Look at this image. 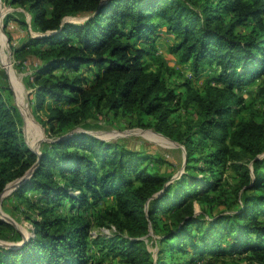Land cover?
<instances>
[{"label":"trees","instance_id":"16d2710c","mask_svg":"<svg viewBox=\"0 0 264 264\" xmlns=\"http://www.w3.org/2000/svg\"><path fill=\"white\" fill-rule=\"evenodd\" d=\"M5 1L30 15L29 24L14 16L32 30L12 48L38 59L34 106L55 104L46 111L52 125L76 127L103 108L145 117L184 147L186 167L195 171L168 183L139 167L151 155L82 130L56 136L37 154L0 92V195L13 183L11 194L32 213L29 238L19 247L0 245V264H91L90 246L121 264H193L206 254L247 251L264 264V120L244 117L248 108L235 91L260 80L264 104V0ZM244 25L248 32L237 31ZM162 32L173 34L169 50L194 78L206 74L201 88L190 80L182 92L170 86L157 52ZM189 108L194 119L178 124L173 116ZM227 166L238 177L237 208L196 213L193 200L220 189ZM103 199H113L101 215L115 228L110 236L93 238L86 218L59 212ZM150 222L169 262L155 259L140 238ZM8 227L0 218V237Z\"/></svg>","mask_w":264,"mask_h":264},{"label":"rangeland","instance_id":"374dc122","mask_svg":"<svg viewBox=\"0 0 264 264\" xmlns=\"http://www.w3.org/2000/svg\"><path fill=\"white\" fill-rule=\"evenodd\" d=\"M214 1V0H213ZM14 16L26 20L30 23L28 11L18 6H10L5 0H0V92L7 103L17 109L20 118V128L23 133L26 146L35 153H40L41 149L48 148L47 142L51 141L61 134H72L73 131L82 130L92 134L104 141L115 142L120 146L135 149L141 153L151 155V161L140 163L139 167L145 166L150 172H157L162 176L169 178V182H174L183 174L194 173L190 167H186L187 156L184 147L173 139L155 131L147 125V118L137 119L135 115L121 110L114 112L103 108L99 111H92L90 116L83 120L80 125L73 127L59 128L58 124L50 122L46 113L48 106H54L53 102L45 104L46 110H37L34 106V96L31 89V76L38 59L30 52L15 54L13 46L18 45L26 38L31 27H24ZM249 25L237 27L239 32H248ZM33 34V31H31ZM174 41L173 34L162 32L158 39L157 52L160 54V60L169 67L168 83L174 87L177 92H182L181 86L186 80H190L191 85L201 88L207 81L202 74L196 78L190 67L179 62L175 54L171 53L169 48ZM156 61H151V69L156 67ZM259 81L243 87L241 90H235L245 103L247 110L243 113L244 117H249L250 113L255 114L257 119L264 120V104L257 97V87ZM258 83V84H257ZM61 108H68V104L61 102ZM173 119L178 124L186 123L194 119V109L180 110ZM183 128V127H181ZM159 158V160L157 159ZM188 165V164H187ZM192 165V163L190 164ZM223 183L220 189L210 191L209 199L204 200L196 198L193 200V206L196 213H204L209 216L213 213L223 210L236 209L235 186L238 182L237 174L231 166H227L223 172ZM13 183L7 184L2 192L0 200V218L4 219L9 227L0 237V245L5 247H19L26 241L31 234V220L26 217L29 214L28 206L16 199L11 191ZM113 205V199H103L98 203H89L76 210L69 209L68 204L60 209V214L64 216H82L90 223L91 237L110 236L115 233L113 226H106V221L101 219L105 209ZM31 212V211H30ZM171 215L166 214L160 219V225L169 222ZM20 234V235H19ZM18 235L20 237H18ZM146 241V247L155 259H162L169 262V258L159 251L162 244L159 242L160 231L155 229L151 222L148 224L147 232L140 237ZM22 239V240H21ZM90 253L93 256L91 264H121L117 260L102 258L97 248L90 246ZM187 260L188 254H182ZM100 261V262H99ZM193 264H260L254 255L247 251L245 253L227 252L225 255L206 254L202 258L196 257Z\"/></svg>","mask_w":264,"mask_h":264},{"label":"water","instance_id":"95a60500","mask_svg":"<svg viewBox=\"0 0 264 264\" xmlns=\"http://www.w3.org/2000/svg\"><path fill=\"white\" fill-rule=\"evenodd\" d=\"M68 135H69V134H67V135H64V136H63V137H61V138H65V137H67ZM38 154H39V153H38ZM2 197H3V195L1 194V195H0V200L2 199ZM3 218L7 220V218H5V217H3ZM4 219H3V220H4Z\"/></svg>","mask_w":264,"mask_h":264}]
</instances>
